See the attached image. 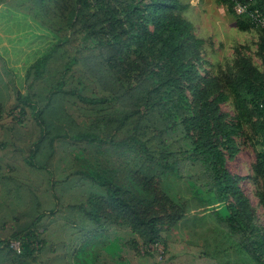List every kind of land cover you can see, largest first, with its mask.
Returning a JSON list of instances; mask_svg holds the SVG:
<instances>
[{
    "label": "trees",
    "instance_id": "obj_1",
    "mask_svg": "<svg viewBox=\"0 0 264 264\" xmlns=\"http://www.w3.org/2000/svg\"><path fill=\"white\" fill-rule=\"evenodd\" d=\"M221 1L241 30L256 24L236 3L264 13V0ZM189 7L0 0V264H135V251L179 264L185 225L209 250L212 233L214 264H233L232 248L264 264V225L227 166L253 139L264 206V70L240 56L227 82L212 74ZM156 242L162 258L142 252Z\"/></svg>",
    "mask_w": 264,
    "mask_h": 264
},
{
    "label": "rangeland",
    "instance_id": "obj_2",
    "mask_svg": "<svg viewBox=\"0 0 264 264\" xmlns=\"http://www.w3.org/2000/svg\"><path fill=\"white\" fill-rule=\"evenodd\" d=\"M189 2L190 7L183 13V16L190 20L195 27V32L198 36L207 40L206 47L203 51L209 65L206 67L211 70L212 74H216L227 82V78L230 72L235 73L240 68L239 58L240 56L247 57L252 64L258 67L261 71L264 70V30L253 26L249 30H241L236 25V19L238 16L235 12L230 11V6L223 3L221 0H183ZM21 25H24L23 23ZM19 25H14L18 27ZM0 34L4 35L3 28L0 25ZM222 110L231 115L234 118L237 114V109L234 103V95H231L230 99L222 104ZM23 131L24 138L31 140L37 131L35 125L32 122L28 123V126ZM240 152L233 159H228V169L235 175L244 176L242 186L244 191L251 199L253 206L256 209L257 216L261 224L264 225V206L260 202L259 197V184L255 182L253 176V167L257 160V149L253 139L239 138ZM159 214L166 220L165 212L161 209ZM165 223L164 225H166ZM192 227L185 225L180 228L173 227L172 231L177 238V245L180 250H188V254L181 257L179 264H214L218 261L216 254H220V251L215 250L217 242L214 239L212 233L203 231L205 238L209 239L212 243V248L209 250L206 246L202 247V239L192 234ZM42 230V229H41ZM225 237L222 236V240L225 242ZM197 240L198 245H194V241ZM19 242L14 240L12 245L15 248H19ZM227 246V245H226ZM218 247V246H217ZM229 247V245H228ZM207 251L209 258L205 260L204 256H200L203 251ZM212 251L214 253H212ZM223 258L233 264H252L247 260L244 252L236 253L235 248L230 249L229 253L222 252ZM198 256V257H197ZM130 259L135 264H177L168 263L164 261H158L153 256L140 255L138 252H134L129 255Z\"/></svg>",
    "mask_w": 264,
    "mask_h": 264
},
{
    "label": "built area",
    "instance_id": "obj_3",
    "mask_svg": "<svg viewBox=\"0 0 264 264\" xmlns=\"http://www.w3.org/2000/svg\"><path fill=\"white\" fill-rule=\"evenodd\" d=\"M249 3H236L235 10L238 14L249 13L257 27L264 28V13L256 8L253 11L248 12ZM149 248L158 252L159 258H162L165 254V247L161 242L151 243L142 246V252Z\"/></svg>",
    "mask_w": 264,
    "mask_h": 264
}]
</instances>
